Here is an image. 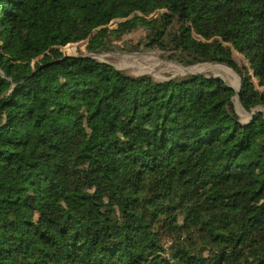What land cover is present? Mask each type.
I'll list each match as a JSON object with an SVG mask.
<instances>
[{"label": "trees", "instance_id": "trees-1", "mask_svg": "<svg viewBox=\"0 0 264 264\" xmlns=\"http://www.w3.org/2000/svg\"><path fill=\"white\" fill-rule=\"evenodd\" d=\"M139 28L144 50L232 68L243 109L264 108L232 50L264 86V0H0V264H264V112L241 123L203 74L28 63Z\"/></svg>", "mask_w": 264, "mask_h": 264}, {"label": "rangeland", "instance_id": "rangeland-1", "mask_svg": "<svg viewBox=\"0 0 264 264\" xmlns=\"http://www.w3.org/2000/svg\"><path fill=\"white\" fill-rule=\"evenodd\" d=\"M163 12L164 10L156 11L148 19L157 18ZM135 15L143 16L141 13H136L134 14V16ZM134 16H131L130 18L127 19L114 20L108 25L100 26L99 28H97V30H99V32L103 29L116 30L119 28L121 22L132 19ZM145 36L146 33L142 28H139L120 38H115L114 36H112L109 42V48L103 51L102 53L87 52L86 51V45L88 42L87 40L80 43H74L80 45L78 49V54L75 56L92 54L96 60L110 64L116 67L117 69L127 72L128 74L134 77L149 75L158 81H164L175 76L187 75L185 73L186 71L179 66L181 64H179L176 61L167 59L164 56L163 52L148 51V50H144L142 46L139 47V44L143 41ZM65 47L54 48V49H57L61 56H69L65 51H63ZM1 48H2V44L0 42V49ZM50 50L51 48H48L47 53H50ZM232 50L234 54V60L237 66L240 69L247 70L251 76V81L254 83L256 89L264 92V86H262L259 83L257 77L254 75L253 71L251 70L249 62L238 51L234 49ZM44 58L45 57L40 56L38 58L30 60L28 63L32 67H34L35 64H39V65L44 64L45 63ZM8 59L12 60L11 57H8ZM34 60H36L35 63L33 62ZM14 63L18 64L19 66H22L24 63L27 62L17 61ZM183 67L188 68L186 66ZM187 70L193 73H199L213 78L219 77L228 86L234 88L235 90H239L242 85L240 75L232 68H229L224 65L200 64L197 66H193L191 68L189 67ZM234 99H235L234 100L235 111L239 117L240 122L248 123L252 118V116H250L251 113L246 111L243 112L238 105L236 97ZM258 111L264 112V108L263 107L257 108V110H255L254 112L256 113ZM168 245L169 243L167 244V246Z\"/></svg>", "mask_w": 264, "mask_h": 264}, {"label": "water", "instance_id": "water-1", "mask_svg": "<svg viewBox=\"0 0 264 264\" xmlns=\"http://www.w3.org/2000/svg\"><path fill=\"white\" fill-rule=\"evenodd\" d=\"M99 33V30H95L94 32H93V34L91 35V37L89 38V40H91V39H93V37L95 36V35H97ZM89 40H87V41H89ZM51 48V50H53L54 48H61V47H56V46H51L50 47ZM3 49H4V47H3ZM50 50V51H51ZM49 53H45L44 55H43V57H45L46 55H48ZM69 57H82V58H92V59H95L94 57H93V55L92 54H88V55H80V56H63V58H69ZM34 63L36 62V60H34L33 61ZM55 62H57V61H55ZM41 66H43L44 64H40ZM179 65V64H178ZM181 68H183L186 72V74L187 75H195V74H199V73H193V72H191V71H189V70H187L188 68H184L183 66H181V65H179ZM1 73V72H0ZM215 79H220L219 77H216ZM232 88V87H231ZM233 90H235L234 88H232ZM235 92L237 93V96H236V99H237V102H238V105H239V107L241 108V110L243 111V112H245V110L243 109V107H242V105H241V102H240V98H239V95H238V93L240 92V89L239 90H235ZM255 114V112L254 113H251L250 114V116H253Z\"/></svg>", "mask_w": 264, "mask_h": 264}, {"label": "bare ground", "instance_id": "bare-ground-1", "mask_svg": "<svg viewBox=\"0 0 264 264\" xmlns=\"http://www.w3.org/2000/svg\"><path fill=\"white\" fill-rule=\"evenodd\" d=\"M73 56H75V55H73Z\"/></svg>", "mask_w": 264, "mask_h": 264}]
</instances>
